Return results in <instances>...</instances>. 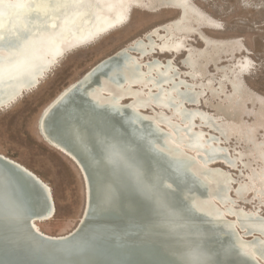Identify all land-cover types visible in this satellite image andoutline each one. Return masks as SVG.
Returning a JSON list of instances; mask_svg holds the SVG:
<instances>
[{
    "label": "bare ground",
    "instance_id": "obj_1",
    "mask_svg": "<svg viewBox=\"0 0 264 264\" xmlns=\"http://www.w3.org/2000/svg\"><path fill=\"white\" fill-rule=\"evenodd\" d=\"M165 9H184L186 12L183 16L153 25L142 36L132 38L101 57L43 106L37 118L38 134L78 169L85 201L77 225L70 230L51 234L39 226V223L56 218L58 205L55 197V210L43 209V215L48 216L32 222L33 227L44 238L55 241L69 240L78 232L77 227L86 210L88 188L91 190L92 186L86 182L73 148L60 133L69 128L68 121H72L74 115L66 110L65 117L58 110L52 119L56 128L54 134L48 130L43 133L40 120L53 100L90 81L88 88L91 94L98 92L102 100L116 101L122 106L131 105L152 120L161 132L166 130L162 134L172 153L187 160L197 176L204 180L203 189L207 188L205 191L186 188L197 192H190L188 199L198 209L233 230L243 250L264 264V231L260 227L264 217L258 214L264 206V96L246 82L248 76L257 73L256 63L243 41L215 39L206 33L207 30L223 32L225 24L200 8L195 0H2L0 91L4 88L10 90L0 98V112L10 111L27 95L40 89L72 54L125 28L135 11L153 14ZM196 42L201 46H196ZM227 63L233 65L227 66ZM212 68L224 77L217 83L211 78L213 74L206 76L207 69ZM23 76H29V79ZM240 137L249 142L251 153L246 158L243 157L248 153L239 150L238 146L234 156L233 149L227 148L235 139H238L237 144H243ZM0 157L27 172L36 173L22 161L1 151ZM153 160V157L147 158L146 171L151 170V165H156L151 162ZM137 161L138 165L143 164L145 157L138 156ZM256 165L258 169H255ZM238 169L247 171L249 177L236 182L229 171ZM41 179L52 191L50 184ZM108 179L111 178L106 175L100 177L95 188L105 185ZM116 181L118 185L121 183L120 179ZM146 184L149 185L147 180ZM232 187L235 195L232 193L231 196L241 198L240 204H244L243 200L249 194V197L254 195V203L258 206L250 211L236 208L235 200L227 198ZM139 196L138 192L123 187L117 198L121 205L119 219L107 214L106 220L93 224L95 236L100 229L99 236L109 233L110 242L118 245L111 247L109 240H98L97 234L91 245L81 249L75 264L90 262V257L95 258L94 264H183L178 253L182 246L174 236L159 234L156 224L149 229L139 227L141 218L160 220L153 205ZM105 200L109 201V198ZM169 202L172 207L183 205L176 196ZM126 203L136 206L137 211L124 207ZM105 224L111 228L107 230ZM238 224L245 231L237 227ZM128 228L137 229L142 237L126 236ZM164 238L167 239L166 247L159 244ZM209 247L203 252L212 253ZM5 255L11 256L18 264L28 261L29 264H68L67 259L44 261L27 252L21 255L5 252ZM215 256L221 264H235L219 253Z\"/></svg>",
    "mask_w": 264,
    "mask_h": 264
},
{
    "label": "water",
    "instance_id": "obj_2",
    "mask_svg": "<svg viewBox=\"0 0 264 264\" xmlns=\"http://www.w3.org/2000/svg\"><path fill=\"white\" fill-rule=\"evenodd\" d=\"M185 12L184 9L180 10L176 16H183ZM31 73L35 74V71ZM23 77L29 79V76ZM89 84L90 81L53 100L40 120L41 131L44 133L48 130L54 134L56 128L52 119L58 110L65 117L66 110L74 115L72 121H68L66 132L63 129L60 133L73 148L84 178L92 186L91 190L88 188L86 210L77 227L78 232L69 240L60 241L41 236L32 222L48 216L43 215V209H54L53 191L45 186L37 172H27L14 162L0 157V264H18L5 252L18 255L27 252L44 261L67 259L68 264H75L82 248L91 245L97 234L99 236L100 229L96 236V232H93L94 222L106 220L104 217L107 214L119 219L121 205L117 198L123 187L138 192L140 198L153 205L160 222L141 218L138 220L139 227L149 229L156 224L159 234L174 236L182 246L178 253L183 264H221L215 256L217 253L232 259L235 264H262L243 250L233 230L198 209L188 199L187 196L193 192L188 189L193 187L205 191L207 188L202 187L205 182L197 176L187 160L172 153L162 128L161 132L152 120L131 105L122 106L116 101L102 100L98 92L91 94ZM9 90L4 88L0 91V98ZM138 156L145 157L144 166L138 165ZM149 157L155 159L151 162L156 165H151V170L146 171ZM104 175L111 179L95 188L97 180ZM117 179L121 180L120 186ZM173 196L181 200L182 207H172L169 200ZM106 197L109 201H104ZM45 198L47 204L43 205ZM124 207L137 211L134 205L126 203ZM104 227L107 230L111 228L108 224ZM125 233L130 237H142L137 229L128 228ZM108 234H101L97 239L109 240ZM165 240L159 244L166 247ZM108 243L111 247L118 245L110 240ZM208 246L213 251L210 254L203 252ZM94 262L95 258L90 257V262L85 264Z\"/></svg>",
    "mask_w": 264,
    "mask_h": 264
},
{
    "label": "rangeland",
    "instance_id": "obj_3",
    "mask_svg": "<svg viewBox=\"0 0 264 264\" xmlns=\"http://www.w3.org/2000/svg\"><path fill=\"white\" fill-rule=\"evenodd\" d=\"M195 1L200 8L225 24L223 32L207 30L206 33L210 37L215 39H239L251 51L250 56L256 63L257 71L255 70V72L257 73L248 76L246 82L256 92L264 96V0ZM177 12L170 9L153 14L143 10L135 11L130 24L125 28L112 33L98 44L72 54L62 63L59 70H56L44 82L40 89L29 96L27 95L25 100L10 111L0 112V151L25 163L30 169L49 182L52 188L58 205V213L54 220L39 223L44 232L59 234L75 227L82 214L85 196L82 188V177L78 169L68 158L45 143L38 134L37 118L43 106L91 64L126 44L132 38L142 36L153 25L156 26L176 18ZM195 45L200 47L201 43L196 42ZM226 65L231 66L233 63H227ZM210 75L213 82L216 83L224 78L220 73L217 74V70L214 71V68L207 69L206 76ZM215 75H218V77ZM240 139L243 144H237L238 139H235V142L228 144L227 148L233 149L232 154L234 156L236 155L235 149L238 146L239 150L248 153L243 157L246 158L251 153L248 147L249 142L247 143L243 137H240ZM253 162L255 163V161ZM256 167L258 169L257 165L255 169ZM242 171L243 169H238L229 172H231L230 175L237 182L249 177L246 170V173ZM193 193L197 194L196 191ZM232 193L235 195L233 187L227 198L230 197L231 200L229 199V201L235 200L236 208L250 211L258 206V204L254 203V195L249 197L248 194L246 199L243 200L244 205L243 203L240 204L241 198L231 196ZM260 209L258 214L264 217V206ZM239 226L240 224L237 225V227ZM240 229L245 231L244 228Z\"/></svg>",
    "mask_w": 264,
    "mask_h": 264
},
{
    "label": "snow or ice",
    "instance_id": "obj_4",
    "mask_svg": "<svg viewBox=\"0 0 264 264\" xmlns=\"http://www.w3.org/2000/svg\"><path fill=\"white\" fill-rule=\"evenodd\" d=\"M0 2H2V0H0ZM46 204H47V201H46V198H45V200L43 201V205H46ZM260 227H261V230L264 231V223H262L260 225Z\"/></svg>",
    "mask_w": 264,
    "mask_h": 264
}]
</instances>
